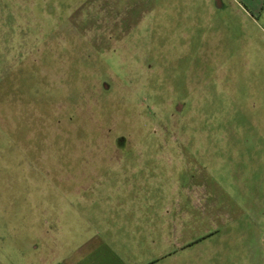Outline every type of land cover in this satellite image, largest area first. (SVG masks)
I'll list each match as a JSON object with an SVG mask.
<instances>
[{
	"label": "rangeland",
	"instance_id": "1",
	"mask_svg": "<svg viewBox=\"0 0 264 264\" xmlns=\"http://www.w3.org/2000/svg\"><path fill=\"white\" fill-rule=\"evenodd\" d=\"M0 264H264V0H0Z\"/></svg>",
	"mask_w": 264,
	"mask_h": 264
},
{
	"label": "flooded vegetation",
	"instance_id": "2",
	"mask_svg": "<svg viewBox=\"0 0 264 264\" xmlns=\"http://www.w3.org/2000/svg\"><path fill=\"white\" fill-rule=\"evenodd\" d=\"M119 141L122 142L120 145H121V147H123L124 146V143H123L124 142V138L123 137H120ZM118 156L121 157L123 155H118ZM119 157H117V158H119Z\"/></svg>",
	"mask_w": 264,
	"mask_h": 264
}]
</instances>
